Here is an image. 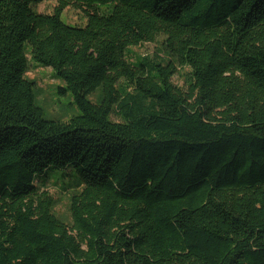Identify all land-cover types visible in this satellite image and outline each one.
<instances>
[{
    "label": "trees",
    "instance_id": "trees-1",
    "mask_svg": "<svg viewBox=\"0 0 264 264\" xmlns=\"http://www.w3.org/2000/svg\"><path fill=\"white\" fill-rule=\"evenodd\" d=\"M45 1L0 0V264H264V0Z\"/></svg>",
    "mask_w": 264,
    "mask_h": 264
},
{
    "label": "rangeland",
    "instance_id": "rangeland-1",
    "mask_svg": "<svg viewBox=\"0 0 264 264\" xmlns=\"http://www.w3.org/2000/svg\"><path fill=\"white\" fill-rule=\"evenodd\" d=\"M58 5L57 1H45L34 7L35 11L41 14H51ZM63 20L70 25H84L86 19L82 11L76 10L73 7L67 8L63 13ZM161 38L158 43H147L140 47L133 48L132 52L136 56L153 57L160 50ZM27 78L36 84V105L43 111L44 117L47 120H55L67 122L74 116L79 114V109L75 105L73 95L70 91L61 92L66 89V85L61 80L55 79L53 71L44 67H40L36 63H32ZM174 83H182V79L177 76L174 78ZM93 101L94 98L90 97ZM61 174V172H59ZM52 182L60 183L53 184L49 182L45 190L49 191L57 202V214L65 220L69 219V194L63 191L61 185L71 183L69 179L57 180L56 174L50 176Z\"/></svg>",
    "mask_w": 264,
    "mask_h": 264
}]
</instances>
